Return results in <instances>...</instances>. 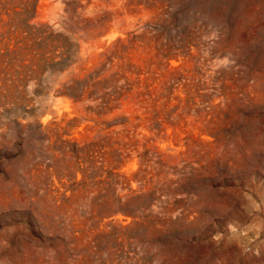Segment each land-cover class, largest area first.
I'll list each match as a JSON object with an SVG mask.
<instances>
[{
	"label": "rangeland",
	"instance_id": "obj_1",
	"mask_svg": "<svg viewBox=\"0 0 264 264\" xmlns=\"http://www.w3.org/2000/svg\"><path fill=\"white\" fill-rule=\"evenodd\" d=\"M0 19L26 60L36 37L66 54L0 74V264H264V0H38L37 29ZM96 68L134 80L100 117L104 92L60 94Z\"/></svg>",
	"mask_w": 264,
	"mask_h": 264
},
{
	"label": "trees",
	"instance_id": "obj_2",
	"mask_svg": "<svg viewBox=\"0 0 264 264\" xmlns=\"http://www.w3.org/2000/svg\"><path fill=\"white\" fill-rule=\"evenodd\" d=\"M13 1L14 0H0V18L3 15L7 16L8 18V21L3 24L1 30L11 25V15L14 17L23 18L21 22L23 24V28L26 31L37 29L35 28L36 26H30L29 22L32 21L36 15L38 0H24V3L20 5L21 7H19L18 12L12 10L10 14L3 13V11L9 10L7 9V6ZM0 23H3L1 19ZM6 34H9V32H4L2 37H4ZM36 39L37 43L35 44L33 55L29 60H26L25 56L21 55V48H17L16 46L10 48L8 45L4 46L2 45L0 38V74H7L11 71L15 73L17 72V75H20L23 71L31 74L38 72L42 73L46 68L64 63L66 54L60 53L58 57H54L53 51L51 50L52 41L49 37H36ZM119 43L120 41H117L115 44H113V46L107 50L106 54L101 55V58L105 57V59H109L110 57H113L117 52V45H119ZM127 48L128 46H122V49L126 50ZM50 54H52V56ZM55 58H58L59 60L55 61ZM105 74L106 73L102 72L100 68H96V70L87 74L83 79L74 82L72 86L64 88L65 91L61 92L60 94L67 96L77 104L82 102L86 89L91 90L90 94L104 92L102 95L103 97L97 105L100 110L97 113V116L99 117L107 113H111L114 110L121 109L123 103L130 102L129 94L134 86V80L131 79V73L129 69H127L123 75H120V77L124 79V84L119 87L117 86V80H115V78L118 77L117 73L110 74L108 77H105ZM9 96V91L4 89L3 86L0 87V106L9 104ZM123 120L124 122L128 123L131 120V116L125 117ZM116 121L117 119L115 122Z\"/></svg>",
	"mask_w": 264,
	"mask_h": 264
}]
</instances>
